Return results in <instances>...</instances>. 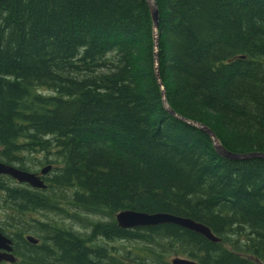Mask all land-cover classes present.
<instances>
[{
	"label": "trees",
	"instance_id": "1",
	"mask_svg": "<svg viewBox=\"0 0 264 264\" xmlns=\"http://www.w3.org/2000/svg\"><path fill=\"white\" fill-rule=\"evenodd\" d=\"M155 1L171 107L230 151L264 152V0ZM154 57L147 0H0V161L51 165L46 188L1 178L14 264H264V158H224L169 113ZM122 210L220 240L123 227Z\"/></svg>",
	"mask_w": 264,
	"mask_h": 264
},
{
	"label": "water",
	"instance_id": "2",
	"mask_svg": "<svg viewBox=\"0 0 264 264\" xmlns=\"http://www.w3.org/2000/svg\"><path fill=\"white\" fill-rule=\"evenodd\" d=\"M151 8V13L154 22V49H155V72L157 75L158 83L162 91L163 104L165 109L171 113L176 118L205 131L212 139L217 152L224 158L232 160H241L248 158H264V152H246L237 153L228 150L219 140L216 133L205 123L187 118L178 112H176L168 102L165 86L161 80L159 74V57H158V44H159V10L155 0H147ZM51 169V165H47L41 169L40 172H32L28 170L21 169L15 165L8 164L0 161V176L6 175L20 184H28L34 188H46L47 184L43 179V176ZM118 223L123 227H137L146 225H158L162 223H175L181 225L185 228L197 231L212 241H219L220 238L217 237L211 228L204 223L193 220L192 218L182 217L173 215L165 212L148 213L135 210H122L117 216ZM30 241L37 242L33 237H28ZM4 250V251H2ZM9 261L15 263L17 261V256L13 253V241L10 237L5 235L0 231V261ZM172 264H202L196 260L185 258V257H175L172 260Z\"/></svg>",
	"mask_w": 264,
	"mask_h": 264
},
{
	"label": "rangeland",
	"instance_id": "3",
	"mask_svg": "<svg viewBox=\"0 0 264 264\" xmlns=\"http://www.w3.org/2000/svg\"><path fill=\"white\" fill-rule=\"evenodd\" d=\"M28 156H29V160H30L29 164H32L33 160H34V156L33 155H28ZM32 168L35 170L38 169L37 171H33V172H40L39 169H41L42 167L35 165ZM8 181H10V183H13V181H15V184H19L14 179L8 180ZM1 194L2 193H0V223L6 224L8 222V219H9L8 216L11 214V210H10L8 204L4 202L3 196ZM52 216H55L56 218H61L60 216L54 215V214H52ZM68 223H71V222L69 221ZM75 226L81 228L79 224H75Z\"/></svg>",
	"mask_w": 264,
	"mask_h": 264
},
{
	"label": "flooded vegetation",
	"instance_id": "4",
	"mask_svg": "<svg viewBox=\"0 0 264 264\" xmlns=\"http://www.w3.org/2000/svg\"><path fill=\"white\" fill-rule=\"evenodd\" d=\"M4 177V180L8 181V180H13V178L9 177V176H6V175H3V176H0V181H1V178ZM6 178V179H5ZM13 183H15V181H13ZM12 222V221H10ZM10 222L8 221V225L5 226L4 223H0V231H2L5 235H7L8 237H10L13 241V253H15V241L13 239V237L11 236V232L13 231L12 230V226L10 225ZM29 235H24V238H28ZM4 251V250H2ZM0 264H14V263H11L9 261H0Z\"/></svg>",
	"mask_w": 264,
	"mask_h": 264
},
{
	"label": "bare ground",
	"instance_id": "5",
	"mask_svg": "<svg viewBox=\"0 0 264 264\" xmlns=\"http://www.w3.org/2000/svg\"><path fill=\"white\" fill-rule=\"evenodd\" d=\"M150 7V6H149ZM151 9V8H150ZM152 14V13H151ZM153 18V17H152ZM153 32H154V22H153ZM155 47V46H154ZM158 80V79H157ZM24 185V184H23ZM29 237H33L35 240H37L38 242V239L32 235H29ZM27 240H29V238H26Z\"/></svg>",
	"mask_w": 264,
	"mask_h": 264
}]
</instances>
